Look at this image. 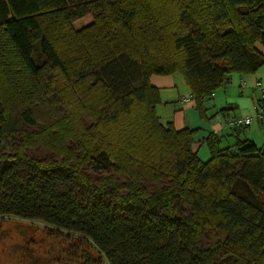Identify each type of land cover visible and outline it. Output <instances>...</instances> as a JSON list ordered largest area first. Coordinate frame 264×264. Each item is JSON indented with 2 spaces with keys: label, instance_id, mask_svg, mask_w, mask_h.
I'll return each mask as SVG.
<instances>
[{
  "label": "trees",
  "instance_id": "1",
  "mask_svg": "<svg viewBox=\"0 0 264 264\" xmlns=\"http://www.w3.org/2000/svg\"><path fill=\"white\" fill-rule=\"evenodd\" d=\"M256 43L264 0H0V217L80 235L84 264H264V147L163 124L149 81L199 107Z\"/></svg>",
  "mask_w": 264,
  "mask_h": 264
},
{
  "label": "crops",
  "instance_id": "2",
  "mask_svg": "<svg viewBox=\"0 0 264 264\" xmlns=\"http://www.w3.org/2000/svg\"><path fill=\"white\" fill-rule=\"evenodd\" d=\"M264 55V44L256 43ZM150 83L158 90L160 101L156 114L163 124H171L176 130L194 129V138L204 141L209 133L222 136V145L231 144L234 138H247L257 146L264 147V121L255 116L257 104L264 93V64L254 73H233L222 87L205 97L198 107L181 72L152 74ZM228 108L224 111V109ZM252 117V122L240 129L227 127L230 117ZM208 156V149L201 144Z\"/></svg>",
  "mask_w": 264,
  "mask_h": 264
},
{
  "label": "rangeland",
  "instance_id": "3",
  "mask_svg": "<svg viewBox=\"0 0 264 264\" xmlns=\"http://www.w3.org/2000/svg\"><path fill=\"white\" fill-rule=\"evenodd\" d=\"M89 23L90 18L86 17L76 27ZM199 157L207 158L202 151ZM83 239L40 220L1 216L0 264H84V247H88L90 253V246ZM93 254L97 255L96 251Z\"/></svg>",
  "mask_w": 264,
  "mask_h": 264
},
{
  "label": "built area",
  "instance_id": "4",
  "mask_svg": "<svg viewBox=\"0 0 264 264\" xmlns=\"http://www.w3.org/2000/svg\"><path fill=\"white\" fill-rule=\"evenodd\" d=\"M255 116L264 121V93L260 99V102L257 104V109ZM252 122V117H230L226 120V125L229 128L233 127H244L249 125Z\"/></svg>",
  "mask_w": 264,
  "mask_h": 264
}]
</instances>
